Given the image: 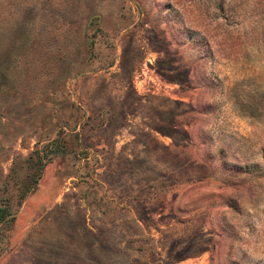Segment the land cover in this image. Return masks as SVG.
Returning <instances> with one entry per match:
<instances>
[{"label": "rangeland", "instance_id": "374dc122", "mask_svg": "<svg viewBox=\"0 0 264 264\" xmlns=\"http://www.w3.org/2000/svg\"><path fill=\"white\" fill-rule=\"evenodd\" d=\"M0 264H264V0H0Z\"/></svg>", "mask_w": 264, "mask_h": 264}]
</instances>
